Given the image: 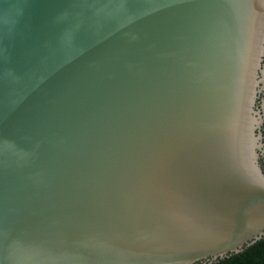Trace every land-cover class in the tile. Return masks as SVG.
Returning a JSON list of instances; mask_svg holds the SVG:
<instances>
[{
  "label": "water",
  "instance_id": "obj_1",
  "mask_svg": "<svg viewBox=\"0 0 264 264\" xmlns=\"http://www.w3.org/2000/svg\"><path fill=\"white\" fill-rule=\"evenodd\" d=\"M264 0H0V264H213L264 239Z\"/></svg>",
  "mask_w": 264,
  "mask_h": 264
},
{
  "label": "trees",
  "instance_id": "obj_2",
  "mask_svg": "<svg viewBox=\"0 0 264 264\" xmlns=\"http://www.w3.org/2000/svg\"><path fill=\"white\" fill-rule=\"evenodd\" d=\"M213 264H264V239L245 248L239 254L226 257Z\"/></svg>",
  "mask_w": 264,
  "mask_h": 264
}]
</instances>
